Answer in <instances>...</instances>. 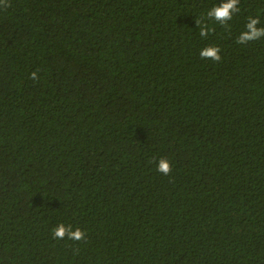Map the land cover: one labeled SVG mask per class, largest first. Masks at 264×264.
I'll list each match as a JSON object with an SVG mask.
<instances>
[{
	"label": "trees",
	"instance_id": "trees-1",
	"mask_svg": "<svg viewBox=\"0 0 264 264\" xmlns=\"http://www.w3.org/2000/svg\"><path fill=\"white\" fill-rule=\"evenodd\" d=\"M219 2L0 3V264H264V0Z\"/></svg>",
	"mask_w": 264,
	"mask_h": 264
},
{
	"label": "clouds",
	"instance_id": "clouds-1",
	"mask_svg": "<svg viewBox=\"0 0 264 264\" xmlns=\"http://www.w3.org/2000/svg\"><path fill=\"white\" fill-rule=\"evenodd\" d=\"M3 0H0L2 3ZM239 0H220L219 3H215L206 12V17L210 18L214 22H218L221 25H226L228 21L233 18V14L239 11L238 8ZM246 23L244 30L237 37V44H246L250 41L258 40L264 37V26L261 25L259 14L257 16H247L245 18ZM199 35L201 37L207 36L210 32V27L203 24H198ZM220 49L216 46L206 47L201 49L200 56L205 59H212L219 61L221 59ZM33 78L36 77V73H32ZM157 171L167 175L170 172V163L165 159H160L157 164ZM73 240H82L85 238V233L79 228L70 230L64 224H59L53 229V236L58 239H63L65 236Z\"/></svg>",
	"mask_w": 264,
	"mask_h": 264
}]
</instances>
